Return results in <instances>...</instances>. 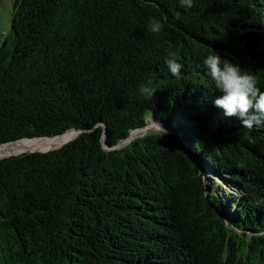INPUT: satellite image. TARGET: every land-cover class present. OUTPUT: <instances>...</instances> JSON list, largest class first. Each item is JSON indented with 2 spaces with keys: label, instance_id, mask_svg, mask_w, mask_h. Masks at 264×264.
<instances>
[{
  "label": "trees",
  "instance_id": "1",
  "mask_svg": "<svg viewBox=\"0 0 264 264\" xmlns=\"http://www.w3.org/2000/svg\"><path fill=\"white\" fill-rule=\"evenodd\" d=\"M215 54L264 91V0H15L0 148L81 133L0 160V264H264V128L215 106Z\"/></svg>",
  "mask_w": 264,
  "mask_h": 264
},
{
  "label": "clouds",
  "instance_id": "2",
  "mask_svg": "<svg viewBox=\"0 0 264 264\" xmlns=\"http://www.w3.org/2000/svg\"><path fill=\"white\" fill-rule=\"evenodd\" d=\"M179 3L183 8L190 9L193 6V0H179ZM162 27L159 20L151 19L149 22V31L153 33H159ZM202 63L214 81L216 89L221 92L214 104L222 110L223 116L238 120L241 126L248 130L264 128V91L257 87L256 77L242 72L238 64L225 61L222 65L219 54L206 56ZM165 65L173 77L178 78L181 75L183 65L177 62L175 53H168ZM139 90L148 96L155 93L154 90L143 86ZM152 125L162 135L167 134V130L158 122L152 120Z\"/></svg>",
  "mask_w": 264,
  "mask_h": 264
},
{
  "label": "rangeland",
  "instance_id": "3",
  "mask_svg": "<svg viewBox=\"0 0 264 264\" xmlns=\"http://www.w3.org/2000/svg\"><path fill=\"white\" fill-rule=\"evenodd\" d=\"M14 3H15V0H0V48L3 45V43L5 42V39L11 30V25H12V21H13ZM150 128L152 129V127H150ZM153 130H155V129L153 128ZM156 130H158V129H156ZM70 133H73V132H70ZM144 133H139L137 135H141ZM137 135H135V136H137ZM77 136L78 135L76 133L68 134V135L65 134V135H63V139L64 138L65 139L62 140L60 143H57V144H54V143L49 144V141H52L50 139L41 140V141H34L35 145H39V149L34 150V151H28V152L21 153V154H12L10 156L0 158V160L6 159L9 157H13V156L26 154V153H48V152H51V151H54V150H57V149L64 147L65 145H67L68 143H70L71 141L76 139ZM54 139H56V138H54ZM26 142H30V141H26Z\"/></svg>",
  "mask_w": 264,
  "mask_h": 264
},
{
  "label": "bare ground",
  "instance_id": "4",
  "mask_svg": "<svg viewBox=\"0 0 264 264\" xmlns=\"http://www.w3.org/2000/svg\"><path fill=\"white\" fill-rule=\"evenodd\" d=\"M68 134H73V133H68ZM68 134H66V135H68ZM64 139H63V135H62V137H57L56 139H50L52 141H49V144L50 143L57 144V143H60ZM26 141H29V140L21 141V142L15 143V144H8L5 146H1L0 158L7 157V156H10L12 154H21V153H25L28 151H34V150L39 149V145H35L34 141H41V140H33V142L32 141L26 142Z\"/></svg>",
  "mask_w": 264,
  "mask_h": 264
},
{
  "label": "water",
  "instance_id": "5",
  "mask_svg": "<svg viewBox=\"0 0 264 264\" xmlns=\"http://www.w3.org/2000/svg\"><path fill=\"white\" fill-rule=\"evenodd\" d=\"M164 129L167 130V134L166 135H171L173 136L174 138V142H175V145H176V149L179 151V152H184L187 156H189L190 158L193 157V155L187 150H184L183 147H182V144L180 142V136L174 132L173 130H171V128H169L168 125L166 124H160ZM155 131L157 132H160L159 130H156V128L154 127ZM70 132H73V133H76L77 135H79V133L81 132H78V131H70ZM62 136V135H61ZM61 136H58V137H61ZM134 138V137H133ZM133 138L130 139V141L133 140ZM47 139H50V138H47ZM25 140H29V141H33V140H45V139H25ZM25 140H21V141H25ZM21 141H18V142H21ZM18 142H12V143H9V144H15V143H18ZM5 145H8V144H5ZM5 145H2V146H5ZM193 160L195 161L198 169H199V174L200 176H202L203 180H204V183L207 185V178H206V175H205V172L203 170V168L200 166L199 164V161L198 159L196 158H193ZM219 218H221V220L223 221L224 225L229 228V224L227 222V219L224 218L223 216H220Z\"/></svg>",
  "mask_w": 264,
  "mask_h": 264
}]
</instances>
